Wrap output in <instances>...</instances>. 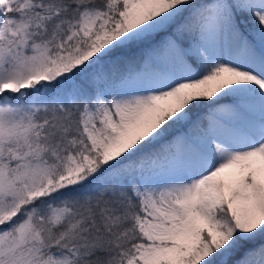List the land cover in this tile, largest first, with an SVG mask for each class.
<instances>
[{
	"label": "snow or ice",
	"instance_id": "6c2138e0",
	"mask_svg": "<svg viewBox=\"0 0 264 264\" xmlns=\"http://www.w3.org/2000/svg\"><path fill=\"white\" fill-rule=\"evenodd\" d=\"M0 264H264V0H0Z\"/></svg>",
	"mask_w": 264,
	"mask_h": 264
}]
</instances>
